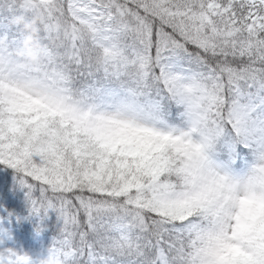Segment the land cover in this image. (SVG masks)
I'll list each match as a JSON object with an SVG mask.
<instances>
[{
    "label": "snow or ice",
    "instance_id": "obj_1",
    "mask_svg": "<svg viewBox=\"0 0 264 264\" xmlns=\"http://www.w3.org/2000/svg\"><path fill=\"white\" fill-rule=\"evenodd\" d=\"M0 165L59 224L0 264H264V0H0Z\"/></svg>",
    "mask_w": 264,
    "mask_h": 264
},
{
    "label": "trees",
    "instance_id": "obj_2",
    "mask_svg": "<svg viewBox=\"0 0 264 264\" xmlns=\"http://www.w3.org/2000/svg\"><path fill=\"white\" fill-rule=\"evenodd\" d=\"M15 175V170L0 165V216L8 217L12 213L11 219L7 220L21 234L42 228L38 232H43L47 237L55 236L59 229L56 213H49V218L43 221V227L40 217H29V205L24 191L16 184Z\"/></svg>",
    "mask_w": 264,
    "mask_h": 264
},
{
    "label": "clouds",
    "instance_id": "obj_3",
    "mask_svg": "<svg viewBox=\"0 0 264 264\" xmlns=\"http://www.w3.org/2000/svg\"><path fill=\"white\" fill-rule=\"evenodd\" d=\"M21 30L24 33L21 48L18 55L26 60L36 63L45 58L44 44L40 39V31L38 24L42 23V17L36 16L33 19L20 18Z\"/></svg>",
    "mask_w": 264,
    "mask_h": 264
},
{
    "label": "rangeland",
    "instance_id": "obj_4",
    "mask_svg": "<svg viewBox=\"0 0 264 264\" xmlns=\"http://www.w3.org/2000/svg\"><path fill=\"white\" fill-rule=\"evenodd\" d=\"M0 229H5V223H0ZM11 235H12V239L11 240H7L6 242H5V245L4 246H8V247H15V248H18L19 250H22V246H20V245H16V242H15V240H16V234H14V233H12L11 232ZM27 238H25V240H26ZM30 240V239H29ZM32 243L33 244H35V240L34 241H32ZM48 251H49V249L47 248V249H44V251H42V252H38L37 250H35V251H33L32 252V255L33 256H35L36 254H39V255H41L40 256V258H37L36 256H35V259H42V258H44V257H46L47 256V254H48Z\"/></svg>",
    "mask_w": 264,
    "mask_h": 264
}]
</instances>
